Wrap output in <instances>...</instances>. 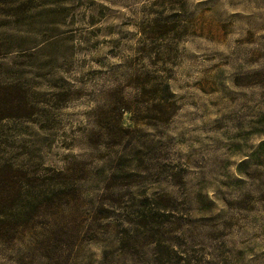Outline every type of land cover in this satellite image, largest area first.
<instances>
[{
  "label": "rangeland",
  "instance_id": "1",
  "mask_svg": "<svg viewBox=\"0 0 264 264\" xmlns=\"http://www.w3.org/2000/svg\"><path fill=\"white\" fill-rule=\"evenodd\" d=\"M2 185L0 264H264V0H0Z\"/></svg>",
  "mask_w": 264,
  "mask_h": 264
},
{
  "label": "trees",
  "instance_id": "2",
  "mask_svg": "<svg viewBox=\"0 0 264 264\" xmlns=\"http://www.w3.org/2000/svg\"><path fill=\"white\" fill-rule=\"evenodd\" d=\"M165 90H167L168 86L167 84H165ZM12 183V187L14 189H16V185H15V181L13 180V178H11V180H9ZM4 185H2V187L0 188V209L4 208V206L6 205V203L10 200L9 197V192L10 191H15V190H6V187H3ZM16 193L19 195V190L16 189ZM16 193L14 195H16ZM11 223H13V221L11 222L8 218L6 217H2L0 218V236L2 235V232H5V230L7 231L9 227H11L13 229V225H11Z\"/></svg>",
  "mask_w": 264,
  "mask_h": 264
}]
</instances>
